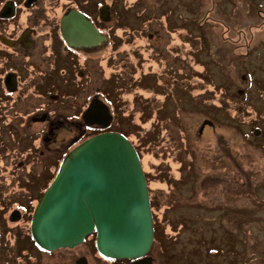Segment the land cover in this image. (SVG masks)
<instances>
[{"label": "rangeland", "instance_id": "1", "mask_svg": "<svg viewBox=\"0 0 264 264\" xmlns=\"http://www.w3.org/2000/svg\"><path fill=\"white\" fill-rule=\"evenodd\" d=\"M108 1L119 28L113 44L105 49L104 69L95 64V56H89L95 64L92 83L76 103L95 83L109 93L118 85L152 104L144 122L142 110L132 112L131 98L126 97L131 107H126L125 115L131 113V123L121 128L141 142L159 139L156 146L147 144L145 149L135 143L149 174L156 218L155 263L264 264V0ZM82 5L88 12L96 11L90 3ZM59 42L55 32L54 45ZM72 70L70 66L63 74L45 77L40 88L67 93L77 83L75 76L69 77ZM68 94L73 96V91ZM118 94L121 101L124 95ZM48 97L43 101L48 102ZM121 117L125 118L123 113ZM206 117L216 122V128L207 126L198 135ZM20 134L0 127V154L6 146L5 153L12 156L33 151L28 138L17 141ZM78 136L72 130L59 143L65 147ZM13 146L19 148L14 152ZM59 157L49 152L42 162L54 169ZM8 163L0 158V175L17 174ZM179 167L181 180H175ZM36 174L19 178L30 202L43 186ZM6 179H0L4 234L0 242L9 241L8 229L13 226L3 216L7 185L9 193L19 189L14 177ZM168 220L173 227L166 233ZM171 234L176 239L164 244L161 262L159 242Z\"/></svg>", "mask_w": 264, "mask_h": 264}, {"label": "flooded vegetation", "instance_id": "2", "mask_svg": "<svg viewBox=\"0 0 264 264\" xmlns=\"http://www.w3.org/2000/svg\"><path fill=\"white\" fill-rule=\"evenodd\" d=\"M78 1L80 0H0V122L3 123L0 127H8L14 132L21 133L17 141L28 138L33 149L23 157L21 152L12 156L5 153L6 146L3 148L4 152L0 154L1 160L7 164L11 161L14 165L13 170L17 172L14 176L0 175L1 182H6L7 177H14L16 179L14 186L19 187L9 193L7 185L8 189L3 198L6 204L3 216L13 226L8 229L11 232L9 241L0 242V264H129L133 261L103 256L97 248L96 231L87 234L81 243L73 247H60L55 250L40 247L31 233V220L35 208L55 177L65 154L87 137L103 131L126 134L121 128L123 124L131 123L129 119L131 113L125 115L126 107H131L127 105L126 97L131 98L132 112L142 110L144 122L148 118L145 111L152 105L148 98L139 100L136 95H129L130 92L120 89L118 85L109 93L102 85L97 86L95 83L93 90H86L85 98L76 103L81 92H85V88L92 83L95 64L98 62V68L104 69L103 61L107 59L105 49L108 50L107 46L113 44L114 32L119 28L113 6L108 0ZM88 3L96 7L95 12H88L83 7L82 4ZM105 4H109L106 8L108 12L106 9L103 10ZM71 9H76L87 16L106 39L89 46L69 44L62 35L61 20ZM112 19L115 21L111 22ZM55 32L60 39L58 47L54 45ZM149 37L151 34L147 35V38ZM90 55L96 58L94 65L90 62ZM67 61L69 63L66 65ZM106 64L108 65L107 60ZM70 66H73V70L69 77L75 76L77 80L76 84L73 83V88L68 90L73 91V96L68 92H59L58 89H54V92L42 91L40 87L45 77L63 74ZM97 74L99 75L98 72ZM85 79L86 81L82 82ZM118 93L124 95L121 101L118 99ZM46 96H49L48 102L43 101ZM95 99L107 106L110 116L101 118L100 123L87 124L83 113ZM121 113L124 114V119ZM206 120L211 122L201 128ZM176 126L182 128V123ZM207 126L216 128V122L207 117L203 119L197 128L198 135H202ZM21 130L27 132L22 133ZM72 130L79 133V140H74L63 147L59 143L60 139ZM17 141L16 144L19 143ZM18 148L13 146L12 151L15 152ZM49 152L60 155L53 164L54 169L47 168L42 162ZM5 167L6 164L2 166ZM30 174H36L41 178L43 185L31 197V202L24 197L26 192L20 188L19 181L20 176ZM206 179L209 180L210 177H205ZM8 210L10 211L7 217ZM13 213L15 217L11 218ZM0 236L4 234L0 232ZM159 249V258L163 262L165 249L162 246ZM149 254L152 255V250ZM152 256L153 263L156 264L157 258Z\"/></svg>", "mask_w": 264, "mask_h": 264}, {"label": "water", "instance_id": "3", "mask_svg": "<svg viewBox=\"0 0 264 264\" xmlns=\"http://www.w3.org/2000/svg\"><path fill=\"white\" fill-rule=\"evenodd\" d=\"M61 32L76 46L106 39L76 9L62 17ZM100 102L92 100L83 113L87 124L110 116ZM94 231L102 255L132 259L129 264H154L148 255L155 230L147 180L137 149L118 131L94 134L64 156L31 220L36 243L47 250L73 247Z\"/></svg>", "mask_w": 264, "mask_h": 264}, {"label": "trees", "instance_id": "4", "mask_svg": "<svg viewBox=\"0 0 264 264\" xmlns=\"http://www.w3.org/2000/svg\"><path fill=\"white\" fill-rule=\"evenodd\" d=\"M110 101H111V99H109ZM112 102V101H111ZM144 121H145V119H143ZM141 124H144V122L143 123H141ZM125 131V133H126V135L133 141V143L135 144H138L139 146H143V148L145 149V147L147 146V144H150V146H156V144H157V142H158V140L159 139H154L152 142H150L149 141V143H146L145 141H143V142H141L140 140H138L137 139V137L136 136H134V138L132 137V135H130V133L128 132V130H124ZM94 133V132H93ZM92 134V133H91ZM157 141V142H156ZM160 142V141H159ZM161 145H163V144H161ZM136 146V145H135ZM136 148H137V146H136ZM137 150H138V148H137ZM141 156V155H140ZM153 156H154V153H153ZM154 158H155V156H154ZM156 159V158H155ZM157 160V159H156ZM155 162V161H154ZM181 169H182V167H179V168H177L176 170H175V173H177V174H175V180H178V179H180L181 180V174H182V172H181ZM146 175H147V173H146ZM148 178H149V174H148ZM164 182H165V184L167 183V180L165 179L164 180ZM163 218H164V216L161 218L162 220H163ZM162 220H158V217H157V222L158 223H163V221ZM155 224H156V222H155ZM173 227V224L168 220L167 221V223H166V226H165V228H166V233H168L169 232V230L171 229ZM176 235H178V232L176 233ZM176 236L175 235H169V237L168 238H166L165 240H164V243L163 242H159V244H160V246H162L163 247V249H165V245H168L169 243H174V241H175V238ZM155 243H157V241L155 240ZM165 244V245H164Z\"/></svg>", "mask_w": 264, "mask_h": 264}, {"label": "bare ground", "instance_id": "5", "mask_svg": "<svg viewBox=\"0 0 264 264\" xmlns=\"http://www.w3.org/2000/svg\"><path fill=\"white\" fill-rule=\"evenodd\" d=\"M108 7H109V4H105L103 10L108 8Z\"/></svg>", "mask_w": 264, "mask_h": 264}]
</instances>
